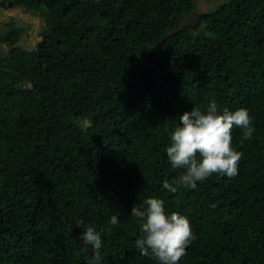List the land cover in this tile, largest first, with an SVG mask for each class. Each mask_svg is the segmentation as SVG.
<instances>
[{
	"label": "trees",
	"instance_id": "obj_1",
	"mask_svg": "<svg viewBox=\"0 0 264 264\" xmlns=\"http://www.w3.org/2000/svg\"><path fill=\"white\" fill-rule=\"evenodd\" d=\"M0 1L44 20L32 50L13 19L0 32V264H87L78 220L107 229L97 264H157L129 215L149 196L189 218L179 264H264V0H228L162 41L196 0ZM211 99L249 111L237 175L162 189L181 174L165 152L176 118Z\"/></svg>",
	"mask_w": 264,
	"mask_h": 264
},
{
	"label": "clouds",
	"instance_id": "obj_2",
	"mask_svg": "<svg viewBox=\"0 0 264 264\" xmlns=\"http://www.w3.org/2000/svg\"><path fill=\"white\" fill-rule=\"evenodd\" d=\"M177 123L168 133L169 143L165 146L167 160L173 169L181 174L171 180H163L161 187L171 193L179 189H195L198 182L212 174L234 177L242 153L232 143L234 127L242 131L240 143L251 139L255 131L247 108L230 110L220 108L215 99L206 106H192L183 111ZM214 207V204L211 205ZM129 215L136 218L139 234L133 241L143 256H150L157 264H179L185 254L186 246L193 239L189 218L177 211L168 212L163 199L146 197L134 204ZM120 222L118 215L109 218V224ZM79 233L82 243L92 249V256L86 258L87 264H97L103 246L102 231L95 225L84 224Z\"/></svg>",
	"mask_w": 264,
	"mask_h": 264
},
{
	"label": "rangeland",
	"instance_id": "obj_3",
	"mask_svg": "<svg viewBox=\"0 0 264 264\" xmlns=\"http://www.w3.org/2000/svg\"><path fill=\"white\" fill-rule=\"evenodd\" d=\"M228 0H196L195 13L202 14ZM13 19L18 26L26 27L27 33L20 40L19 45L26 50H32L41 40L40 32L44 27V20L38 13H30L16 7L0 6V32L4 29V24ZM3 53L8 52L6 45H0ZM84 126L86 124H83Z\"/></svg>",
	"mask_w": 264,
	"mask_h": 264
},
{
	"label": "water",
	"instance_id": "obj_4",
	"mask_svg": "<svg viewBox=\"0 0 264 264\" xmlns=\"http://www.w3.org/2000/svg\"><path fill=\"white\" fill-rule=\"evenodd\" d=\"M0 6L11 7L12 4H6L4 1H0ZM173 21L174 26L164 33L161 41L183 30L185 27H189L191 29H198V27L200 26V15L195 12H191L188 15H182L180 13V10L176 8L173 16Z\"/></svg>",
	"mask_w": 264,
	"mask_h": 264
}]
</instances>
